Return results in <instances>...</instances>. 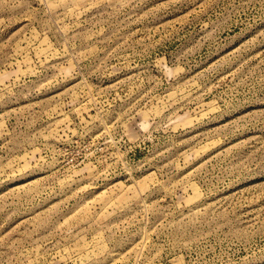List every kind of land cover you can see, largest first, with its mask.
Segmentation results:
<instances>
[{"label": "rangeland", "instance_id": "obj_1", "mask_svg": "<svg viewBox=\"0 0 264 264\" xmlns=\"http://www.w3.org/2000/svg\"><path fill=\"white\" fill-rule=\"evenodd\" d=\"M0 264H264V0H0Z\"/></svg>", "mask_w": 264, "mask_h": 264}]
</instances>
